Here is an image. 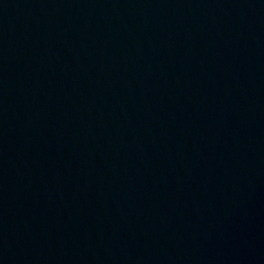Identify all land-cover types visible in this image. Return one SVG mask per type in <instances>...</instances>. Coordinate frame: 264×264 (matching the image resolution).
I'll return each mask as SVG.
<instances>
[{"label":"water","instance_id":"1","mask_svg":"<svg viewBox=\"0 0 264 264\" xmlns=\"http://www.w3.org/2000/svg\"><path fill=\"white\" fill-rule=\"evenodd\" d=\"M0 264H264V0H0Z\"/></svg>","mask_w":264,"mask_h":264}]
</instances>
